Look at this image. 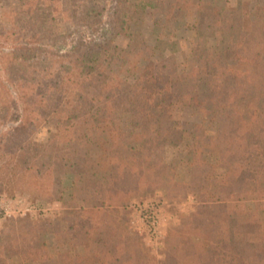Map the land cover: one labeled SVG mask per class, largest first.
<instances>
[{"label":"trees","instance_id":"trees-1","mask_svg":"<svg viewBox=\"0 0 264 264\" xmlns=\"http://www.w3.org/2000/svg\"><path fill=\"white\" fill-rule=\"evenodd\" d=\"M114 1L117 12L111 15L120 24L104 31L102 43L74 37L65 54L32 26L40 23L59 32L58 26L65 24L66 30L74 28L69 36L82 26L94 32L102 22L95 5L19 0L17 11L3 14L0 127L13 126L0 134V158H11L17 148L11 175L19 192L63 200L55 198L61 175L72 174L74 182L59 218L68 223L66 229L53 222H11L0 245V264L16 258L24 264L31 249L45 248L50 232L60 247H68L56 253L62 264H264V17H254L243 37V0L236 8L227 0ZM127 4L134 11L129 21L147 8L162 10L166 29L195 17L196 44L186 72H177L173 59L149 61L141 69L139 61L118 55L110 31L123 29L128 9L119 13V7ZM218 35L221 55L209 48ZM135 41L136 36L130 50ZM113 66L121 71L113 72ZM120 74L136 80L130 84ZM71 85L77 86L76 93L62 104L54 100ZM174 103L191 106L205 119L222 114L216 135L208 136L203 124H192L188 131L175 128L165 115ZM125 115L134 127L148 128L124 132L120 122ZM46 128L49 143L34 142L32 134ZM184 138L193 141L186 157L166 163V142ZM125 146L130 147L129 162L121 155ZM206 149L218 158V166L206 162ZM181 164L188 170L186 182L176 179ZM164 187L183 198L196 194L198 206L182 216L180 229L168 233L163 258L157 260L139 238L126 236L117 217L121 206ZM234 243L244 249L233 252Z\"/></svg>","mask_w":264,"mask_h":264},{"label":"rangeland","instance_id":"rangeland-1","mask_svg":"<svg viewBox=\"0 0 264 264\" xmlns=\"http://www.w3.org/2000/svg\"><path fill=\"white\" fill-rule=\"evenodd\" d=\"M85 1L95 5L102 13V22L100 27H97V31L93 32L81 25L82 27H79L77 34L69 36L68 33L73 31L74 28L66 30L65 24H62L58 26L60 30L57 32L52 28H46L40 23L32 26V30L41 33L47 43L54 45L55 48H58V50H61L60 52L64 54L71 48L69 43L75 38L96 40L98 43H102L104 31L111 30L113 25L116 26L120 24L119 20H117V18H112L111 15L117 12L115 9L117 5L116 1H114V3L111 2L112 0ZM227 1L229 7L236 8L240 0ZM129 2H131V0H129ZM242 7L247 15L243 23V37H245L252 29L253 18L256 16L264 17V0H243ZM18 8L19 0H0V25L6 23L3 14L15 12ZM126 10L127 15L123 19L122 26L124 27L121 29V32L117 33L120 31L119 29L110 31L111 38H113L114 42L112 46L119 48L118 55L129 62L139 61V67L141 69L145 67L149 61L157 64L167 59H173L177 72H186L187 58L191 55V51L196 44L194 31V26L196 24L195 17L192 15L188 16L183 23L171 29H166L164 27L165 13L162 10L147 8L143 15H135L133 20L130 21L129 19H131L132 13L134 12L133 7L128 6V4L126 7H119V13ZM111 18L113 20H111ZM125 20H128L127 23ZM6 29L13 31L17 30V28L11 29L9 26L6 27ZM135 36L136 43H133L134 49L130 50L131 42ZM209 48L211 50L210 52L213 54L221 55L224 52L222 39L219 35L210 41ZM64 63L65 65H70L67 60H64ZM104 65L108 67L107 64ZM246 69L247 66H243L242 70ZM112 71L115 73L120 72V66H113ZM106 72H108L107 68H105V73ZM119 76H123V79L130 84H133L136 80V77L132 75H127V77H125L124 74H120ZM69 87L58 93L57 98L54 96V100H57L58 103L60 100L62 104V101H66L71 93L77 92L76 85H71V87ZM14 92L15 91L12 89L13 94ZM165 115L170 116V120L174 123L175 128L183 131H188L192 124H203L208 136L216 135V122L222 117V114H218L215 115L213 119H205L202 114L195 113L191 106L181 103H174L171 107L167 108ZM120 123L124 132L134 131L138 133L149 126L147 124L144 125L143 128L134 127L129 115L123 116ZM16 125L17 123L14 124V126ZM12 126L13 124L1 126L0 134L7 131ZM53 126L55 127L54 124L50 126L51 130H53ZM47 129L48 128L33 133L32 140L39 144H48L51 140V131ZM192 144L193 141L188 138L167 141L165 145V162H181L191 150ZM16 154L17 148L15 147L11 158H0V171L7 175L5 179V175L3 178L0 177V207L3 208L5 213L0 220V245L4 242L3 239L10 230L9 224L11 222H18L24 219L47 223L53 222L55 227L61 230H65L68 224L59 220V218L66 210V203L70 201V195L73 192V175L69 173L61 175L60 177L59 191H57L55 198L61 197L63 200L56 199L55 201H50L49 195L42 198L37 193L31 194L23 190V192H19V189L16 187V179L11 175L15 169ZM92 155L96 157L99 154L93 153ZM121 155L127 162H129L128 160L131 161L130 147L125 146L122 149ZM204 159L209 164L215 166L219 165L218 158L211 150H205ZM217 173L219 177H224L225 175V171L221 168H218ZM176 174L178 182H186L189 179L188 170L182 164L177 169ZM177 193L178 192L172 188H160L154 193L136 197L128 202L127 205L119 208V216L117 218L123 222L124 227L127 229L125 232L126 236L139 238L143 243L145 251L150 254L152 258L157 260L163 258L168 233L172 230L180 229L182 227V216L192 214L198 206V197L196 194H190L187 198H183ZM151 208L156 209L159 215V229L156 235L151 234L150 228L144 219L145 211ZM45 240V248L40 249L35 247L31 249L28 261H25L24 264H62L56 256V253H65L68 247H60L57 243L55 234L52 232L46 235ZM243 249V244H233V252L238 253ZM20 263H22V261L18 258L10 261V264Z\"/></svg>","mask_w":264,"mask_h":264},{"label":"built area","instance_id":"built-area-1","mask_svg":"<svg viewBox=\"0 0 264 264\" xmlns=\"http://www.w3.org/2000/svg\"><path fill=\"white\" fill-rule=\"evenodd\" d=\"M4 210L0 207V220L4 216ZM144 219L150 228L152 235H156L159 229V215L156 209L151 208L150 210L145 211Z\"/></svg>","mask_w":264,"mask_h":264}]
</instances>
